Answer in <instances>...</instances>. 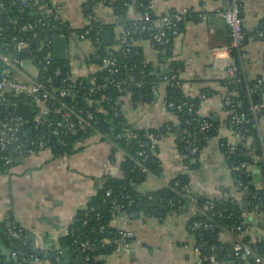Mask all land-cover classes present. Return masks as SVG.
Instances as JSON below:
<instances>
[{
	"label": "crops",
	"instance_id": "0c3cea01",
	"mask_svg": "<svg viewBox=\"0 0 264 264\" xmlns=\"http://www.w3.org/2000/svg\"><path fill=\"white\" fill-rule=\"evenodd\" d=\"M50 1L59 6L60 18L74 30L72 37L87 24L91 13L103 24H114L115 48L120 46V36L127 23L141 18L134 4L129 5L126 15L119 17L102 2ZM226 1L155 0V16L173 9H187L197 15L186 18L182 33L175 38L168 56L166 50L156 48L148 39L138 38L135 43L156 74L169 68L172 61L182 62L184 69L180 72V78L184 81L183 88L188 96L196 97L201 88L211 87L214 92L202 101L199 112L220 124L217 135L204 147L198 167L194 170L184 162L177 134L170 132V129L164 132L158 142V157L163 171L159 175L146 174L138 186L142 192L161 189L178 174L188 172L191 188L197 194L212 199L238 194L233 169L221 148L223 140H238L233 129L225 122L228 113L223 109L222 96L226 88L220 83L226 77L228 58H233L228 51L230 29L225 19L216 13L217 9L225 6ZM237 1L249 36L238 60L233 59L248 80H264V37L258 38L253 34L264 21V0ZM81 45L75 55V76L102 72V63L88 62L93 52L91 43L85 41ZM166 87V84L159 83L155 99L141 104L130 103L128 98H123L128 109V124L138 130L160 129L171 122L177 124V116L165 105ZM258 124L264 136V110ZM125 155L126 152L114 142L92 134L73 141L69 151L62 156L44 151L19 160L11 172H0V230L12 225L21 227L30 241L31 253L43 256L33 264H56L52 253L61 236L75 223L81 210L87 208L106 175L123 176L121 163ZM261 167L264 164L252 163L246 168L251 184L257 188H264ZM190 214L193 213L187 211L169 214L163 219L143 216L128 219L125 225L133 229L137 242L129 249L120 247L105 257L106 264H197L198 254L193 250L196 238L188 229ZM251 218L253 224L248 234L253 240L264 237V215ZM236 238L237 234L224 233L222 240L232 244ZM12 248V245L0 242V264L16 262Z\"/></svg>",
	"mask_w": 264,
	"mask_h": 264
},
{
	"label": "built area",
	"instance_id": "2783aa9c",
	"mask_svg": "<svg viewBox=\"0 0 264 264\" xmlns=\"http://www.w3.org/2000/svg\"><path fill=\"white\" fill-rule=\"evenodd\" d=\"M113 2L114 0L103 1L110 8ZM8 4L15 7L17 12L36 9L42 13L54 14L56 18L61 19L59 6L52 2L48 5L45 0H8ZM139 7L141 18L133 21L132 25L127 26L123 31L119 48H115L113 44L105 45L103 25L95 23L97 20L92 13L88 16L87 24L75 32V37L71 34L54 33L51 36H33V38L17 35L7 38L0 28V172L9 173L17 161L44 151L62 156L69 151L73 141L92 134H97L111 142L115 139L119 141L125 139L127 142L137 141L140 148L137 155L142 158L138 160V164L142 172H147L144 161L149 157V153L144 148L145 143L140 139L138 131L130 128L126 120L128 109L123 98H128L130 102L127 85L133 82V78L120 76L122 64L119 60V52L126 54L131 48H138L135 43L141 36H147L154 45L159 44L171 49L175 38L182 33L181 24L185 21L189 10L173 9L155 16V0H143ZM0 8H5V0H0ZM216 13L225 19L230 29L231 43L228 51L232 54L235 49L244 50L247 31L239 2L227 0L225 6L217 9ZM18 21L17 16L10 19L17 31L32 29L39 23L37 21L18 27ZM61 35H66L68 40L69 56L65 60H57L54 55V39ZM254 36L264 37V27ZM85 41L91 43L93 47L91 55L101 58L105 70V73H90L92 75L88 78V83L85 82L84 76L74 74L75 55ZM215 56L217 57V54ZM144 63L149 62L144 58ZM68 64L72 67L69 71L66 70ZM225 68L226 74L234 77L238 66L234 59L229 57ZM262 82V79L259 80L260 84ZM159 83H164L166 86H182L177 71L162 74ZM135 84L141 86L142 82ZM226 98V104L231 105V97ZM22 103L28 105L27 116L19 113V106ZM141 103L144 102L138 104ZM93 104H96V109L93 108ZM165 105L173 113L175 108L181 110L187 107L189 114H193L195 109L193 102H182L178 106L170 102ZM263 110L264 105L258 103L251 107L252 117L249 119H245L244 112L235 109H232L230 114L232 122L239 126L244 122L259 121ZM107 112H112L119 122L126 125L122 131L112 133L114 130L109 131L103 126L107 122L99 113ZM212 126L210 120H205L201 123L199 132L204 133ZM233 132L238 140L236 142L222 141L223 150L226 148L233 151L236 143L249 140V137L239 128ZM147 137L152 141L151 148L155 149L160 135L149 133ZM203 139L209 140L205 135L199 136L198 132L193 139L187 137L186 131H183L181 137L186 145L185 149L191 155L201 153L199 142ZM248 165L244 163L241 168L246 169ZM236 185L243 195L249 190L248 184L243 180H237ZM106 195L111 196V189L106 192ZM253 198H258L256 193ZM113 202L117 205V210L113 213L110 225L121 237L118 248L129 249L137 242L133 229L125 225V222L132 218V214L126 210L124 204H119L116 200ZM170 205L173 204L170 202ZM216 206L215 200L207 201L201 211L204 218L189 221L188 224V229L196 238L193 250L198 254L197 264H264V256L256 252L251 242L245 239V235H249V223L246 220H235L230 229H225L222 223L226 219H231L230 215L226 213V209H215ZM259 209L260 205L256 204L253 213L258 215ZM189 210L193 215L198 211L195 205H192ZM175 213L173 211L170 214ZM217 230H221L219 239L222 242L224 233L237 234L238 238L231 244L233 255L237 259L235 262L221 258L219 256L221 249H218L216 244L209 243L208 236ZM67 232L68 230L65 234ZM5 239L19 245L12 251V256L18 259V264H33L41 260V257L36 254H28L30 243L21 227L12 225L1 229L0 242H4ZM94 248L96 244L89 239L81 240L79 237L74 239L72 250L75 254V262L83 261L84 264H89L91 257L88 252L93 251ZM62 253L63 248L58 244L55 248L56 263H60Z\"/></svg>",
	"mask_w": 264,
	"mask_h": 264
},
{
	"label": "trees",
	"instance_id": "16d2710c",
	"mask_svg": "<svg viewBox=\"0 0 264 264\" xmlns=\"http://www.w3.org/2000/svg\"><path fill=\"white\" fill-rule=\"evenodd\" d=\"M105 0H92L93 3L102 2ZM143 0H114L112 3V10L114 14L120 16L126 15L129 5L134 4L140 9L139 4ZM50 5V0H45ZM197 15L189 11L187 17ZM14 16L19 18L18 27H21L28 23H35L39 21L38 25L32 29L17 31L11 24L10 19ZM95 23L103 25V31H113L114 24H103L97 17ZM186 20V19H185ZM133 21L127 23V26L132 25ZM183 23L181 28L183 30ZM264 27V21L258 28ZM0 28L3 30V34L10 38L14 35L19 37L33 38V36H51L54 33H65L70 35L74 30L70 27L68 22L62 19L56 18L54 14L42 13L39 10L26 9L23 12H17L15 7H11L8 4V0H5V8H0ZM18 29V28H16ZM257 30V31H258ZM79 31V29L77 30ZM257 31L253 32L255 35ZM248 34L246 36L245 44L247 42ZM140 38L148 39L147 36H141ZM158 49L166 50V55H170V49L168 47L155 44ZM241 51L235 49L232 51V56L235 60H238ZM119 60L122 64L120 76H130L133 78V82L127 85V91L130 94V103L138 104L139 102H147L155 99L160 77L165 73H173L177 71L179 73L184 69V64L178 61H172L169 68L160 74L154 72L153 66L148 63H144V55L138 48H131L126 54L119 52ZM103 55V54H102ZM88 62L101 63V58H95L90 55ZM68 63V62H67ZM238 66L234 77H230L226 74L220 83L226 88L224 95L222 96L223 109L228 113L226 124L235 130H241L249 140H242L236 143L235 150L231 151L224 148L226 154L227 163L233 169L235 180H243L248 184L249 190L243 195L241 190L237 188L238 194L229 195L227 197H221L219 199H212L203 195L193 192L191 188V179L188 173H180L175 176L166 186L155 191L142 192L138 186L143 181L141 175L142 169L138 164V160L142 158L137 155V151L140 149L137 141L132 140L127 142L124 140H117L113 137L114 143L120 149L126 152V155L121 163L123 176H110L106 175L103 178V184L98 189L96 195H94L88 202L87 208L81 210L77 220L71 226H69L67 234L61 236L59 240L60 246L63 248V253L60 255V263L55 262V249L52 253V258L56 264H84L83 261L75 262V254L72 250V242L76 238L81 240H87L94 242L96 248L93 251H89L88 254L91 257L89 264H106L105 257L112 255L119 246V240L121 239L118 231L110 225L113 213L117 210V205L113 200H116L119 204H124L126 210L132 214V218L138 217H158L160 219L165 218L171 212L186 213L189 212L192 205L197 208L195 215L190 214V222L195 219L204 218L201 211L204 209V205L207 201L215 200L217 206L215 209H226V213L230 215L231 219L223 221L222 226L225 229H230L235 220H246L249 225L253 224L252 216L259 217L264 215V188H257L251 184L250 174L245 170H241L242 164L246 163H262L264 164V136L259 129L258 120L250 122H244L237 126L232 122L231 110L235 109L239 112L245 113V119L252 117L251 107L254 104L262 103L264 105V80L262 84L259 83L261 78L255 80H248L244 71ZM69 65V64H68ZM67 65L66 70H71L72 67ZM172 70V71H170ZM105 73V70L102 71ZM92 74L84 76L85 82ZM182 86L166 87L165 103L173 102L176 106L182 102H193L195 109L193 114L188 113V108L183 107L181 110L175 108L174 114L178 118V123H167L160 129H136L139 133L140 139L145 143V149L149 153V157L144 161V166L147 168L145 174L159 175L163 171L162 164L158 157V145L155 149L151 148L152 141L147 137L149 133L162 134L168 131L176 133L178 137V145L181 155L184 157V162L189 169L194 170L198 167L200 154L191 155L188 150L185 149V144L182 142L181 137L183 131H186L187 137L193 139L195 133L198 132L199 136H206L209 140L217 135L219 123H215L212 117L202 116L200 114V107L202 101L210 97L214 90L209 87H203L200 89L199 95L196 97H190L186 94L183 88V80L180 78ZM136 82H142L141 86H137ZM88 83V82H87ZM227 96L232 99L231 105H227ZM84 102V101H83ZM93 108L96 109V104H93ZM102 119H105L107 123L103 124L112 133L122 131L126 126L124 123L119 122L115 118L112 112L99 113ZM205 120L212 122V127L204 132L200 133L201 123ZM130 128L134 129L131 125ZM206 139L199 142V150L202 152L204 147L208 144ZM225 142V140H223ZM257 158V161L255 159ZM111 189V196L108 197L106 192ZM256 193L258 198L254 199L253 195ZM243 201H247L248 206L242 205ZM170 202L173 205H170ZM256 204L260 205L259 213L254 214V208ZM19 228V226H17ZM4 229V228H2ZM221 230H217L208 236L210 244H216L220 250L219 256L226 258L230 262H235L237 259L233 255V247L231 244L223 243L220 238ZM245 239L251 242L252 248L264 256V237L258 238L252 241L251 235H245ZM29 240V239H28ZM4 243L12 245V249H16L19 245L16 242L10 240H3ZM30 243V241H29ZM31 253V245L28 249V254ZM39 257H43L38 254ZM16 262H6L5 264H18ZM251 261L250 259H248Z\"/></svg>",
	"mask_w": 264,
	"mask_h": 264
},
{
	"label": "water",
	"instance_id": "95a60500",
	"mask_svg": "<svg viewBox=\"0 0 264 264\" xmlns=\"http://www.w3.org/2000/svg\"><path fill=\"white\" fill-rule=\"evenodd\" d=\"M113 31L111 30H106L104 31L103 33V39H104V43L106 46H109V45H112L113 44ZM54 55H55V58L57 60H65L68 58V40H67V36L66 35H61V36H57L55 37L54 39ZM19 113L22 115V116H27L28 115V105L26 103H22L20 104L19 106ZM216 119V122H217V118ZM19 162V161H17ZM256 169L259 168V166H255ZM262 175L264 176V167L262 168ZM241 170H245L244 168H241ZM142 177H145L146 174L144 172L141 173ZM253 183V182H252ZM243 206L244 207H247L248 206V203L247 201H243ZM11 258H9L10 260Z\"/></svg>",
	"mask_w": 264,
	"mask_h": 264
}]
</instances>
